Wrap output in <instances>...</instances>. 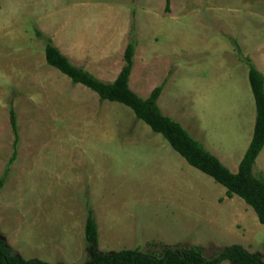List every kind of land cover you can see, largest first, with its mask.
Listing matches in <instances>:
<instances>
[{"label":"rangeland","instance_id":"374dc122","mask_svg":"<svg viewBox=\"0 0 264 264\" xmlns=\"http://www.w3.org/2000/svg\"><path fill=\"white\" fill-rule=\"evenodd\" d=\"M0 0V239L16 256L86 264L96 251L195 247L211 258L240 245L264 262V226L244 201L190 167L132 111L45 62V41L112 83L135 43L128 86H162L161 113L232 174L251 140L246 59L264 78V0ZM264 177V146L253 165ZM222 264H231L224 261Z\"/></svg>","mask_w":264,"mask_h":264},{"label":"trees","instance_id":"16d2710c","mask_svg":"<svg viewBox=\"0 0 264 264\" xmlns=\"http://www.w3.org/2000/svg\"><path fill=\"white\" fill-rule=\"evenodd\" d=\"M167 10L169 0H165ZM135 43L129 42L123 52V66L112 83H104L87 71L74 66L51 40L45 41L44 57L48 66L65 75L73 84H80L95 93L101 101L118 103L130 109L135 118L143 122L153 133L161 135L169 147L190 167L209 176L225 188V196H237L256 215L259 224L264 226V177L254 176L253 165L264 146V78L246 59L248 83L254 100L255 118L251 140L239 162L237 172L230 173L217 158L205 151L187 132L169 117L163 115L157 105L162 86L154 88L145 99L132 92L128 86L133 67ZM10 125L14 138L11 157L7 169L0 179V188L9 172V166L17 157V123L15 113L10 110ZM84 241L90 254L86 264H264L259 256L247 252L240 245L225 247L211 258H205L200 249H164L162 254L141 253L138 250H120L113 253L96 251L98 242L97 226L93 213L88 210L84 225ZM0 264H47L37 259L25 260L14 255L0 239Z\"/></svg>","mask_w":264,"mask_h":264}]
</instances>
